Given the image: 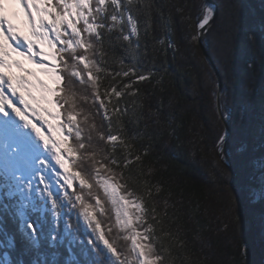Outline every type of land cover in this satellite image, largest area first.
Segmentation results:
<instances>
[{"label": "snow or ice", "instance_id": "obj_1", "mask_svg": "<svg viewBox=\"0 0 264 264\" xmlns=\"http://www.w3.org/2000/svg\"><path fill=\"white\" fill-rule=\"evenodd\" d=\"M6 2L20 6L28 34L6 14ZM165 12L186 22L185 39L199 44L216 10L204 0L199 5L194 0H0V264H60L59 252L41 250L44 225L31 215L41 209L51 221L48 248L64 244L72 232V241L64 244V264H215L197 255L182 235L180 202L171 200V192L161 196V187L153 191L151 176L140 166L143 154L129 159L134 150L139 153L140 136L151 138L149 122L161 118L159 97L156 108L149 104L145 110V102L163 91L145 61L157 52L153 17L164 19ZM230 38V31L213 36L216 50L226 48ZM169 49L173 56L180 53L171 38L160 55L166 58ZM25 60L35 68L25 67ZM211 94L226 122L227 89L213 88ZM227 139L225 130L213 148L223 165L217 175L230 178ZM236 151L245 158L251 202L264 203V111L258 129ZM68 212L82 219L85 236L76 233ZM62 216L64 236L59 235ZM10 225L23 242L19 249ZM227 228L223 222L220 230ZM76 244L80 259L72 252ZM242 253L241 264H248L246 244Z\"/></svg>", "mask_w": 264, "mask_h": 264}, {"label": "trees", "instance_id": "obj_2", "mask_svg": "<svg viewBox=\"0 0 264 264\" xmlns=\"http://www.w3.org/2000/svg\"><path fill=\"white\" fill-rule=\"evenodd\" d=\"M214 1L218 5V17L202 41L220 69L222 90L227 89L228 92L231 116L227 122L231 134L226 150L233 167V170L228 169L231 177L217 175V170L223 165L213 148L218 135L226 130L216 108V98L211 94L213 88L218 90L216 75L199 44L185 39L189 29L175 13L165 12L164 19L159 15L153 17L157 52L151 53L145 62L146 66L154 68L153 83L159 82L157 87H162L163 91L145 102V110L149 104L153 109L157 107V97L162 100L163 108L160 121L156 124L149 122L151 138L140 136L135 141L139 153L134 150L129 159L134 160L135 155L143 154L140 166L146 175L151 176L153 191L161 187V196L171 192V200L180 202V221L185 229L182 235L197 255H207L215 264H241L242 246L246 244L248 264H264V203L251 202L244 169L245 158L236 151L239 142L248 139L249 133L258 129L264 111V4L261 0ZM194 2L199 5L201 0ZM204 2L207 3L206 0ZM169 15L172 16L170 23L167 21ZM224 31H230V41L226 48L217 51L213 36ZM169 38L173 46L179 43L180 53L173 56L169 49L165 58L160 51L167 46ZM100 91L103 95L104 89ZM74 143V138L69 137L68 144ZM149 143L153 146L146 151L145 146ZM74 159L79 160V154ZM71 170L78 171L77 168ZM127 174L125 170L123 175ZM157 181L159 185H156ZM36 205L41 208L38 198ZM168 213L174 214L172 207L168 208ZM66 214L72 216L76 233L85 236L87 229L82 219L77 218L75 212ZM31 215L32 219H39L44 225L41 250L59 252L60 264H64L68 256L64 244L72 241L73 237L71 231L64 236L63 216L59 235L64 236V244L52 249L47 247L51 224L47 211L41 209ZM223 222L228 224L227 230H220ZM9 230L16 235L17 248L23 247L15 227L10 225ZM113 235L115 237V230ZM117 242L121 246L125 243L122 238H117ZM172 242L178 244L180 241ZM84 246L87 247L86 244ZM3 251L0 249V253ZM80 251L79 244L72 248L77 259H80Z\"/></svg>", "mask_w": 264, "mask_h": 264}, {"label": "water", "instance_id": "obj_3", "mask_svg": "<svg viewBox=\"0 0 264 264\" xmlns=\"http://www.w3.org/2000/svg\"><path fill=\"white\" fill-rule=\"evenodd\" d=\"M206 1H207L208 4L212 5V6L215 8V10H216V12H215V19H216L217 15H218V6H217V4H216L213 0H206ZM215 19L212 20V22L208 25V28L214 23ZM206 31H207V29H205V32H206ZM199 46H200V48H201V50H202L203 55H204L205 58L208 60V62L211 64L212 69H213V71H214V73H215V75H216L217 83H218V90H222L223 85H222V79H221L220 72H219L217 66L214 64L213 60L211 59L210 55L208 54V52H207V50H206V47L204 46V43H203L202 39H201V41H200V43H199ZM218 113H219V116H220V118H221V114H222L221 108L218 110ZM221 120H222V119H221ZM222 121H223V123H224V125H225V128H226V130H227L228 139H229V136H230V134H231V127H230V124H229L227 121H226V122H225L224 120H222ZM228 139H227V142H228ZM227 142H226V144H227ZM224 151H225V153H227L226 145H225V149H224ZM226 159L229 161L230 168L233 170V167H232V165H231V159H230V156L228 155V153H227ZM233 174H234V173H233Z\"/></svg>", "mask_w": 264, "mask_h": 264}, {"label": "rangeland", "instance_id": "obj_4", "mask_svg": "<svg viewBox=\"0 0 264 264\" xmlns=\"http://www.w3.org/2000/svg\"><path fill=\"white\" fill-rule=\"evenodd\" d=\"M214 1V0H213ZM215 2V1H214ZM216 3V2H215ZM217 4V3H216ZM12 5H14L15 6V10H14V6H13V10H12V12L11 13H13V12H15L14 14L15 15H13V17L14 18H12V20H13V23H15V24H17V26H18V30L22 33V34H28V29H27V26H26V24H24L23 23V13H22V9L20 8V6L19 5H16V4H14V3H5V9H8L10 6H12ZM218 6V5H217ZM218 13H219V11H218ZM217 17H218V15H217ZM217 17H216V19H217ZM215 19V20H216ZM215 22V21H214ZM212 26V25H211ZM210 26V27H211ZM209 27V28H210ZM208 30V29H207ZM48 49H47V47L45 46V51H47ZM25 63H28V61H24V64ZM29 64V63H28ZM33 65V64H32ZM34 66V68H35V65H33ZM25 67H29V65H26L25 64ZM30 68V67H29ZM40 76H41V78L42 79H44L46 82H48L49 84H51L52 82H51V80H49V78L47 77V76H45L44 74H42V73H40L39 74ZM12 102L14 103V104H16L17 105V107H22L21 105H19V102H18V100H17V98H14V99H12ZM15 117V116H14ZM0 118H2V117H0ZM16 118V117H15ZM31 118V117H30ZM223 122V121H222ZM53 123H55V121H53ZM56 136H57V139H62V136H60L58 133L56 134ZM228 153V152H227ZM229 155V154H228ZM231 159V158H230ZM67 166V165H66ZM35 195V194H34ZM43 210V209H42Z\"/></svg>", "mask_w": 264, "mask_h": 264}, {"label": "bare ground", "instance_id": "obj_5", "mask_svg": "<svg viewBox=\"0 0 264 264\" xmlns=\"http://www.w3.org/2000/svg\"><path fill=\"white\" fill-rule=\"evenodd\" d=\"M13 6L14 5H12V6H10L8 9H5V11H6V14H8L9 15V17L12 19V18H14L13 17V14L15 13V12H13V13H11L12 12V10H13ZM14 10H15V6H14ZM216 23V22H215ZM226 25V24H225ZM216 26V25H215ZM224 30V29H223ZM211 42V41H210ZM233 50V49H232ZM252 50V49H251ZM26 65H29V67L30 68H34V66L32 65V64H28V63H25ZM222 69V68H221ZM220 70V69H219ZM230 79V78H229ZM208 96V95H207ZM8 97H9V99H14L15 97H11V95H10V93H8ZM237 100V99H236ZM8 111L10 112V114H11V110L10 109H8ZM12 116H13V119H17L18 120V118H15L14 116V114H11ZM206 116V115H205ZM249 128V127H248ZM213 129V128H212ZM248 132V131H247ZM212 136V135H211ZM217 136V135H216ZM230 139V138H229ZM209 143V142H208ZM236 154V153H235ZM233 162V161H232ZM209 163V162H208ZM238 163V162H237ZM230 193H232V192H230ZM227 194V193H226ZM223 197V196H222ZM222 200V199H221ZM253 209V208H252ZM263 210H264V208H263ZM50 224V223H49Z\"/></svg>", "mask_w": 264, "mask_h": 264}]
</instances>
